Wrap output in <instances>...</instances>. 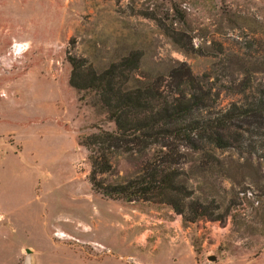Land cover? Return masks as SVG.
<instances>
[{
  "label": "rangeland",
  "instance_id": "374dc122",
  "mask_svg": "<svg viewBox=\"0 0 264 264\" xmlns=\"http://www.w3.org/2000/svg\"><path fill=\"white\" fill-rule=\"evenodd\" d=\"M132 52L167 98L187 68L205 112L246 107L264 95V0H0V264H264V118L230 133L219 170L175 165L202 219L92 190L78 140L114 124L68 61L100 72ZM111 160L105 183L133 173Z\"/></svg>",
  "mask_w": 264,
  "mask_h": 264
},
{
  "label": "trees",
  "instance_id": "16d2710c",
  "mask_svg": "<svg viewBox=\"0 0 264 264\" xmlns=\"http://www.w3.org/2000/svg\"><path fill=\"white\" fill-rule=\"evenodd\" d=\"M138 62L139 55L132 52L95 72L81 60L68 61L69 85L92 92L97 107L114 124L112 131L98 127L97 132L78 140L87 150L91 188L110 199L163 203L183 223L202 219L208 207L190 198L188 181L175 165L189 162V170L199 174L219 170L217 151L231 146L230 133L243 138L248 129L241 127L242 121L252 116L264 118V95L246 107L233 104L225 112L209 114L204 111L209 93L200 92L198 78L187 68L167 98L155 88L164 76L137 75ZM117 154L126 155L134 171L122 182L105 183L100 176L111 174V158Z\"/></svg>",
  "mask_w": 264,
  "mask_h": 264
},
{
  "label": "water",
  "instance_id": "95a60500",
  "mask_svg": "<svg viewBox=\"0 0 264 264\" xmlns=\"http://www.w3.org/2000/svg\"><path fill=\"white\" fill-rule=\"evenodd\" d=\"M208 259H209V260H215V259H216V256L211 255V256L208 257Z\"/></svg>",
  "mask_w": 264,
  "mask_h": 264
},
{
  "label": "crops",
  "instance_id": "0c3cea01",
  "mask_svg": "<svg viewBox=\"0 0 264 264\" xmlns=\"http://www.w3.org/2000/svg\"><path fill=\"white\" fill-rule=\"evenodd\" d=\"M0 216H2V214L0 213ZM3 217V216H2Z\"/></svg>",
  "mask_w": 264,
  "mask_h": 264
}]
</instances>
